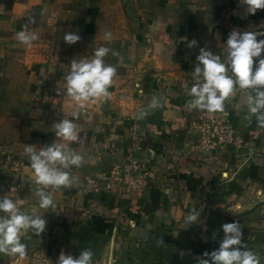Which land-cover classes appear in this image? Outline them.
Returning a JSON list of instances; mask_svg holds the SVG:
<instances>
[{"label": "crops", "instance_id": "1", "mask_svg": "<svg viewBox=\"0 0 264 264\" xmlns=\"http://www.w3.org/2000/svg\"><path fill=\"white\" fill-rule=\"evenodd\" d=\"M123 3L116 32L100 20L102 7L86 0H0V196L46 220L43 233L22 240L25 257L0 253V264H56L61 251L78 257L83 249L93 252V264H122L145 243L158 245L156 252L176 244L187 260L218 249L222 225L234 221L264 264V197L256 195L264 189V126L248 118V92L237 87L218 111L228 112L233 137L207 151L195 124L208 111L190 107L188 95L199 49L226 62L229 33H264V9L249 15L240 0ZM24 24L38 35L30 47L15 36ZM68 32L81 39L66 43ZM100 46L119 53L104 58L116 68L110 95L85 102L74 119L79 142L70 147L84 163L68 170L77 178L72 186L49 190L56 206L40 209L23 148L52 143L54 123L72 118L75 102L58 95L57 84L73 58L91 57ZM153 97L159 107H150ZM141 111L148 115L137 119ZM132 160L145 175L136 193L119 198L116 189L105 190L116 166L124 172ZM193 208L198 221L185 227Z\"/></svg>", "mask_w": 264, "mask_h": 264}, {"label": "clouds", "instance_id": "2", "mask_svg": "<svg viewBox=\"0 0 264 264\" xmlns=\"http://www.w3.org/2000/svg\"><path fill=\"white\" fill-rule=\"evenodd\" d=\"M240 3L246 5L249 15H254L258 9H264V0H240ZM258 35L264 33L233 29L226 41V62L206 48L199 49L197 63L192 71L195 83L188 92L192 97L190 107L209 113L223 112L224 102L235 95L238 87L248 92V118L255 117L258 124L264 126V39H258ZM15 36L18 42L29 47L38 39L35 32L28 30L27 24L22 25ZM63 39L68 44H75L81 37L68 32ZM104 39L111 40L112 33L106 32ZM196 44L197 41L193 39L189 42V47ZM110 52L113 56H119L117 51L100 46L93 50L91 57L71 60L70 69L64 76L65 83L57 84L56 91L58 95L63 91L75 102V108L70 113L72 118H62L54 123L56 139L52 143L39 148L34 144H26L23 148V155L29 161L38 186L35 194L40 209L56 206L50 189L68 188L77 179L68 171L72 167L79 168L84 163L83 156L70 147L72 143L79 142V129L74 119H78L85 109V102L109 97V88L116 74L115 66L106 64L104 60ZM185 87H188L187 84ZM159 106V101L153 97L150 107ZM147 115L148 112L141 111L137 119H143ZM256 195L264 197V189L258 190ZM199 215L200 209H191L183 217L185 227L197 222ZM45 228L46 220L43 215L38 214L36 208L25 212L21 210L18 201L7 195L0 196V253L25 257L27 245L22 240L30 238L27 233L40 235ZM222 230L223 239L219 248L211 252L205 251L203 257L197 258V264H260L258 255L242 243L243 233L239 222L224 223ZM163 243V238L158 240L159 245ZM92 258L93 252L89 249H83L78 257L61 251L56 264H93Z\"/></svg>", "mask_w": 264, "mask_h": 264}, {"label": "rangeland", "instance_id": "3", "mask_svg": "<svg viewBox=\"0 0 264 264\" xmlns=\"http://www.w3.org/2000/svg\"><path fill=\"white\" fill-rule=\"evenodd\" d=\"M82 1V0H81ZM90 4L94 3L96 6L102 7V14L100 15V20H103V24H107L108 29L114 28L116 32H119L118 26L120 25L121 19L125 17L124 13V0H86ZM117 29V30H116ZM114 31V30H113ZM134 164V167H133ZM131 166V167H130ZM140 163L137 160H132L129 164L127 170L122 172V165L118 164L115 168L114 176L109 178V189H116L118 185H121V192L114 194L117 197H122L123 194H135L137 189L136 183H131L129 178L132 180H140L143 184L144 174L135 173L136 170L140 168ZM140 184V186H141ZM140 188V187H138ZM108 190V189H107ZM113 194V193H112ZM129 246H131L129 244ZM135 247L140 250L137 253L129 254V256L124 255V261L122 264H197L198 257H192L190 259L184 260L183 255L180 252V246L176 244L166 243L161 247V251L158 250V245L145 243L141 245H136Z\"/></svg>", "mask_w": 264, "mask_h": 264}, {"label": "built area", "instance_id": "4", "mask_svg": "<svg viewBox=\"0 0 264 264\" xmlns=\"http://www.w3.org/2000/svg\"><path fill=\"white\" fill-rule=\"evenodd\" d=\"M199 122L195 124L198 129L199 135L202 137V146L207 150L214 149L217 145L230 140L233 137L232 125L228 119L227 113H209L203 112L199 117ZM134 167V164H133ZM131 183H136L137 188L140 187V180H132L129 178ZM105 190L110 188V184L102 186ZM11 189H13L11 187ZM121 192V185H118L116 190Z\"/></svg>", "mask_w": 264, "mask_h": 264}]
</instances>
